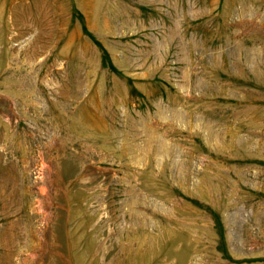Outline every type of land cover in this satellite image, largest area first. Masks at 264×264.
I'll list each match as a JSON object with an SVG mask.
<instances>
[{
	"label": "rangeland",
	"instance_id": "rangeland-1",
	"mask_svg": "<svg viewBox=\"0 0 264 264\" xmlns=\"http://www.w3.org/2000/svg\"><path fill=\"white\" fill-rule=\"evenodd\" d=\"M0 264H264V0H0Z\"/></svg>",
	"mask_w": 264,
	"mask_h": 264
}]
</instances>
